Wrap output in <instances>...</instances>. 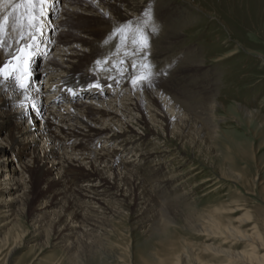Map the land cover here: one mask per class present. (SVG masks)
I'll return each mask as SVG.
<instances>
[{
    "label": "rangeland",
    "instance_id": "rangeland-1",
    "mask_svg": "<svg viewBox=\"0 0 264 264\" xmlns=\"http://www.w3.org/2000/svg\"><path fill=\"white\" fill-rule=\"evenodd\" d=\"M89 1L92 2V0ZM73 3L82 4L85 2L77 0ZM136 3L138 8L121 20L111 19L109 15H105L107 24L104 22L97 26L93 23L92 16H87L88 18L74 16L66 26L61 27L59 24L57 28L62 32H67L68 28L73 25H84L82 28H88L89 25L91 28L95 25L96 37L94 36V38L96 40L94 42L98 49H100L99 46L104 48V53L100 54L99 52L92 59L96 61L109 56L111 60H119L121 56H112L115 50V41H111L107 46L103 44V41L109 36L114 26L140 20L145 12H150L152 24L156 26L157 32L150 34V49L146 50V58L143 61H140L139 57H135V59L140 63L150 64L153 75L150 82L137 84V87L147 86L150 89L165 85L168 81L176 87L181 100L178 107L182 109L194 107L200 103L206 104L211 96H214L216 102L219 103L212 114L213 122L216 123L217 135L212 134V128L207 126L208 124L203 123L202 125L199 119H195L187 127L185 144L177 143V146H181L187 151L184 152L186 154L182 160L184 163L179 162L177 157L170 159V162L165 165L160 164L161 170L165 171L167 175L173 173V170L177 169L179 165L186 168L185 173L174 178L176 181L186 180L182 182L178 190L184 194L175 198L173 190L169 189L172 186L160 182L161 176L153 180L156 173L153 170L150 171L152 178L145 179L146 183L143 182L158 205L165 204L164 201L167 200L164 206L168 208V217L173 220L168 226V232L166 231L168 235L165 233L167 237L162 238L158 232L156 233L148 226L147 222L143 225L138 224L136 227L132 226L134 223L132 215L128 213L126 220L115 219L113 223L115 227H112L114 230L107 237V243H103L97 247L98 249L93 247L95 251L97 250L94 256H91L90 247L86 246L89 239L83 232L85 229V232H88L89 227L78 229L71 239L77 244H75L77 249L74 254L78 253L79 258L76 260L73 257L74 261H66L61 245H59L61 243H57L49 235L46 226V222L53 212L58 210L62 201L58 204L56 199L52 198V201L47 203L45 211L31 217V212L42 204L43 198H39L38 194L44 185L43 182H37L33 177L30 178L28 174H23V178L16 181V184L13 181L9 184L13 193L11 196H7V194L5 196L8 198L0 196V211H2L12 201V197L19 194V189L15 188L20 182L23 183L24 188L28 186L30 193V205L26 208L25 213L23 215L13 213L9 215L6 225H0V264H49L51 261H62L63 264H157V262L158 264L161 262L172 264L174 258L172 250H176V248L181 249L182 254L187 250L190 254L198 253V257L203 260L204 264H220L219 259L215 258L211 252L203 250L204 244L212 241L217 244L219 240H211L202 231H198L205 227L204 215L212 209H216L217 213L215 214L220 217L223 224L238 226L245 232H252L253 227L254 231L260 235L261 241L264 242V0H138ZM164 23L171 25L169 28L181 25L183 27L181 34L173 40L165 39ZM90 36L86 35V37L94 39ZM120 51L123 53V47ZM91 60L81 64V69L78 70L80 74L84 73L90 79L98 78L130 84L132 76L130 67H122L121 71L126 72L127 75L120 76L116 71L111 73L95 71V61ZM111 60L109 64H111ZM1 62L2 58L0 57ZM55 75L56 73L53 74L54 77ZM109 76L115 77V81ZM38 81L40 82L39 77L36 78V82ZM148 89L147 91H155ZM138 91L141 92V88ZM36 97H40V95ZM241 107L250 113L246 115ZM79 114L81 119L87 118L81 116V112ZM91 116L90 121L93 124L98 127H107L110 134H116L114 127L105 120V122L101 120L103 124L97 125L100 118L95 120L92 118H96V116ZM35 125H37L36 121L31 122L32 127ZM196 131H199V134L196 136L197 141L193 143L190 137H193ZM126 136L129 137L125 135V139L130 140ZM166 137L170 139L171 136L167 135ZM102 140L101 143H103ZM126 140L122 141V144ZM43 141L42 139L38 140L37 149L41 146L46 148ZM172 141L167 144L170 145V149H175L176 146L173 144H176V141ZM88 146L92 147L87 150L99 147L97 145L93 148L92 144ZM120 146L122 145H116L117 148ZM15 148L18 152L17 158L9 156V152H4L0 158L5 160L7 166H13L14 163L16 166L18 162L21 163L30 158L28 148L20 146ZM153 151H157V149L154 148ZM119 155L130 159L131 152L126 154L120 152ZM165 155V157L169 156V154ZM7 158L9 160L6 162ZM161 160H165V158ZM48 161L50 159L47 158L46 164L50 166L51 163ZM223 161L233 165L231 168L241 174L242 181L240 179L238 183L231 179L219 178L220 163ZM156 163L152 160V165L149 167L156 169ZM128 165L141 178H145L144 173L148 167L143 165L137 167L143 172L142 174L134 168L133 160ZM12 175H18L16 170ZM189 175L192 177H188ZM77 177V180H71L73 185L83 184L84 181H80V175ZM204 177H214L219 179V182L223 180L222 185L213 189L215 186L204 181ZM1 178L3 177L1 176ZM195 183L196 185H194ZM174 191L176 190L174 189ZM155 192L157 193L155 194ZM158 195H161L162 198L160 199ZM169 198L173 200L171 201ZM169 201H171V205L168 203ZM2 202H6V205H2ZM11 206L14 212L17 206L21 205L18 202H13ZM158 209L159 207H157ZM213 211L215 212V210ZM158 217L160 218L159 224L165 220V217H161L160 213H157L156 218ZM241 220L243 223L240 222ZM77 238L81 239L80 243L77 242ZM166 238L169 239L164 240ZM15 241L17 248L11 258L8 260V257L4 263L8 249ZM185 258L182 264L194 263V254Z\"/></svg>",
    "mask_w": 264,
    "mask_h": 264
},
{
    "label": "bare ground",
    "instance_id": "bare-ground-1",
    "mask_svg": "<svg viewBox=\"0 0 264 264\" xmlns=\"http://www.w3.org/2000/svg\"><path fill=\"white\" fill-rule=\"evenodd\" d=\"M137 1L92 0L91 2L84 0L85 3L75 4L73 2L67 3L66 1L65 3H60V0H47L44 5L45 13L41 25L42 33L36 34L38 37L33 49L35 55L31 57L30 64L27 65L31 77L30 87L26 92H22L16 87L12 79H0V158L4 152H9V156H16L17 158L18 152L15 150L17 146L30 150V158L24 162H18L16 166L14 165L15 163L13 166H7L5 160L0 159V196L6 197V194L11 196L13 193L11 192L12 189L9 188V184L12 181L16 184V181L23 178V174H28L30 178L33 177L37 182H43L44 186L38 194L39 198H43L42 204L35 208L30 216L33 217L36 213L45 211L47 203L51 202L52 198L56 199L58 204L62 201L58 210L53 212V214L51 213L52 215L46 222V226L49 235L57 243H61L59 245H61L66 261L72 262L74 261L72 260L73 257L76 260L79 258L78 253L74 254L77 244L71 239L78 229L89 227L87 229L88 232H85V228L83 232L89 239L86 246L90 247L91 256H94L97 251H95V248L107 243V237L114 230L112 227H115L113 225L115 219L126 220L128 213L132 215L134 222L132 226L136 227L138 224L143 225L147 222L148 226L156 233L158 232L162 238L167 237L166 231L168 232V226L173 222L168 217L167 206H164L167 200L164 201L163 197L162 200L165 204L160 202L161 205H158V202L154 201L143 182H145V179L152 178L151 170L156 171L153 180L161 176L162 180L160 182L167 185L170 184L169 186H172V188H168L173 190L175 198H179L181 194H184L178 192L179 187L186 180H178L176 178L178 180L176 181L174 178L185 173L186 168L179 165L177 169H172L173 173L171 172V174L167 175L165 171L161 170L160 164L165 165V163L170 162V159L177 157L179 162L184 163L182 160L186 156L185 153L187 151L183 147L177 146V143L185 144L187 127L195 119H199L202 125L203 123L208 124L207 126L212 128V134L214 136L217 135L216 123L212 119V114L219 105L215 100L216 98L211 96L206 104L200 103V105L182 109L178 107L181 104V100L177 89L168 81H166L165 85L155 88L149 87L150 89L147 86L136 87L133 84L120 86L117 83H112L110 87L113 88L114 93L105 91L101 94L96 91L95 93L98 94H94V91L91 90L85 95L83 103L81 101L74 102L73 105L78 110L69 109L68 112L72 113L74 121H76V117L78 118V122L87 129L88 133L81 132L79 127H75L70 133L79 139L90 135L97 139H103V143L94 150H81L82 148H80V151L76 148L77 145L73 144L75 143L73 139L71 146H68L61 140V136L56 135L48 127L52 121L49 116L42 113L43 106L39 102L40 98L36 97L43 92L39 88H43V85H45L44 87H49L59 82L75 86H86L85 80L90 77L84 73L80 74L78 70L81 69V64L85 61L89 62L99 52L100 54L104 53V48L99 46L100 49H98L94 42L96 40L94 38V36L96 37L95 25L91 27L93 30L90 25L88 28H82L84 25H73V27L70 26L68 28L67 32H62L57 26L59 24L61 27L66 26L67 22L73 20L74 16L76 18L92 16L91 19L96 25L106 23L105 15H109L111 19L121 20L138 8ZM18 2L19 0H0V21L3 20L4 16L12 13V16H9L6 30L2 37L3 45L0 46V57L3 61L6 59V62L11 60L13 54H19L17 52L18 48L32 43L28 36L27 27L23 29L17 27L16 30H13V19L21 12L20 8H16V11L13 12V8ZM73 4L75 5L72 6ZM85 14L87 15L85 16ZM60 17L62 19L59 20ZM56 22L58 24H55ZM169 26L171 25L168 24L163 27L164 38L169 40L176 39L181 34L183 27L176 25V27L169 28ZM86 35H91L94 39L88 38ZM22 36L23 39L21 38ZM54 72L56 73L55 77L53 76ZM38 77L40 82H36ZM84 77L87 78L84 79ZM140 88L141 92L138 91ZM147 89L155 91H147ZM67 102H72V100ZM63 109V112L67 111V108ZM242 110L246 115L250 113L246 109L242 108ZM79 111L82 113L81 116L85 117L89 113L96 114V118L92 119L100 118L97 125L103 124L101 120H105L110 126L114 127L116 134H110L107 127L96 126L89 118H86L87 120L81 119ZM33 121L37 122L34 127L31 126ZM198 130L200 131V129ZM199 131L194 132V136L190 137L193 143L197 141L196 136H198ZM125 135H128L129 137H126L130 140H126ZM165 135H170V139H167ZM39 139L44 140L46 148L42 146L39 149L36 148ZM124 140L126 142L122 144ZM172 140L176 141V144H173L176 146L175 149H170V145L167 144V142L172 143ZM109 145L112 148L108 147ZM116 145L122 146L117 148ZM154 148L157 151H153ZM120 152L125 154L131 152L130 159L121 157L119 155ZM165 154H169V156L165 157ZM47 158L50 159L48 161V163H51L50 166L46 164ZM163 158L165 160H161ZM8 160L9 158L6 159V162ZM132 160L135 163L134 168L142 174L143 172L137 167L142 165L148 167L146 168V173H144V179L129 167L128 163ZM152 160L157 162L156 169L149 167L152 165ZM13 162L15 161L13 160ZM27 163L30 165H26ZM231 167H233L231 163L221 162L219 178L224 180L231 179L239 183L240 179L242 181V176L233 171ZM15 170L18 175L13 176L12 174ZM78 175L81 177L80 181L83 180L84 182L82 181L83 184L80 185H73L71 180H77ZM192 175L188 177H192ZM204 181L210 182L215 186H213V189H216L222 185L223 180L219 182V179L214 177H206ZM20 183L15 188L19 189V194H15L8 205H6V202L1 203L6 205L0 211V218L2 217L1 226L8 223L9 215L13 213L23 215L26 208L30 205L28 186L24 188L22 186L23 183ZM154 183L156 182L154 181ZM158 196L160 197L161 195ZM171 201L168 202L170 205ZM13 202H18L21 205L17 206L18 210L16 209L14 212L11 206ZM157 207H159L158 210ZM124 212L127 213L125 214ZM157 213H160L161 217H165V220L161 221L160 224L158 223L160 218H156ZM215 213H217L216 209L208 211L204 215L206 220L205 227L197 230L202 231L209 239L219 240V242L216 244L212 241L204 244L203 250L211 252L215 258L219 259L220 264H264V242L261 241L260 235L254 231V228L252 227V232H245L238 226L223 224L220 217ZM245 216L246 218L248 217L247 214ZM240 222L243 223L242 220ZM167 239L169 238L164 240ZM77 242L80 243L81 239L77 238ZM16 248L17 244L15 241L8 249L4 263L8 257V260L11 258ZM177 249L179 248L172 250L174 257L172 264H182L184 259H186L185 257L188 258L192 254L195 256L193 264H204L203 260L198 257V253L190 254L187 250L182 254L181 249ZM158 259L160 260L161 258ZM166 260L168 259L166 258ZM166 263L168 264V262ZM166 263L161 262L160 264ZM49 264L63 263L62 261H51Z\"/></svg>",
    "mask_w": 264,
    "mask_h": 264
},
{
    "label": "snow or ice",
    "instance_id": "snow-or-ice-1",
    "mask_svg": "<svg viewBox=\"0 0 264 264\" xmlns=\"http://www.w3.org/2000/svg\"><path fill=\"white\" fill-rule=\"evenodd\" d=\"M46 3L47 0H19L13 8V12L16 11V8L21 9L19 15H16L13 19V30H16L17 27L20 29L27 27L28 36L32 43L18 48L17 52L19 54H13L11 60L0 64V79H12L16 87L22 92H26L30 87L31 77L27 65L30 64L31 57L35 55L33 49L35 48V41L37 39L36 34L42 33L41 25L45 13L44 5ZM9 16H12V13L4 16L3 20L0 21V46L3 45L2 37L5 33ZM156 32L157 28L152 24L150 12H145L140 20L114 26L109 36L103 41V44L107 46L111 41H115V50L112 56L119 55L121 58L119 60H111V57L105 56L102 59H97L94 70L109 73L116 71L118 75L124 76L127 73L122 72L121 68L130 67L133 74L129 81L130 83L136 86L137 84L150 82L153 75L152 66L147 63L138 62L135 57H139L140 61L146 58V50L150 47V34H155ZM21 38L23 39V36ZM121 47L124 49L123 53L120 51ZM110 60L111 64H109ZM109 78L115 81V77L109 76ZM95 86L100 87L99 82Z\"/></svg>",
    "mask_w": 264,
    "mask_h": 264
}]
</instances>
